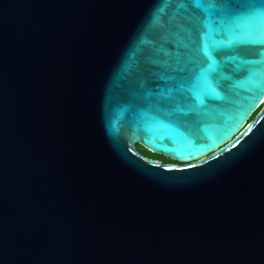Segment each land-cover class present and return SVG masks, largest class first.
I'll list each match as a JSON object with an SVG mask.
<instances>
[{
	"label": "water",
	"instance_id": "obj_1",
	"mask_svg": "<svg viewBox=\"0 0 264 264\" xmlns=\"http://www.w3.org/2000/svg\"><path fill=\"white\" fill-rule=\"evenodd\" d=\"M0 264H264V0H0Z\"/></svg>",
	"mask_w": 264,
	"mask_h": 264
},
{
	"label": "rangeland",
	"instance_id": "obj_2",
	"mask_svg": "<svg viewBox=\"0 0 264 264\" xmlns=\"http://www.w3.org/2000/svg\"><path fill=\"white\" fill-rule=\"evenodd\" d=\"M137 148H138V150L140 151V152H142L143 154H145V155H147V156H149V157H152V158H156V159H158L159 157L160 158H163V157H161V156H158V155H155V154H152V153H148V152H145L144 150L145 149H143L141 146H138L137 145ZM166 160H168L170 163H175L174 161H172V160H169V159H166Z\"/></svg>",
	"mask_w": 264,
	"mask_h": 264
},
{
	"label": "trees",
	"instance_id": "obj_3",
	"mask_svg": "<svg viewBox=\"0 0 264 264\" xmlns=\"http://www.w3.org/2000/svg\"><path fill=\"white\" fill-rule=\"evenodd\" d=\"M145 152H148L147 150H144ZM149 153V152H148ZM160 160V159H159ZM162 162H167V163H170L168 160H164Z\"/></svg>",
	"mask_w": 264,
	"mask_h": 264
},
{
	"label": "flooded vegetation",
	"instance_id": "obj_4",
	"mask_svg": "<svg viewBox=\"0 0 264 264\" xmlns=\"http://www.w3.org/2000/svg\"><path fill=\"white\" fill-rule=\"evenodd\" d=\"M158 159H160L161 161H164V160H166L167 158H164V157H163V158H160V157H159Z\"/></svg>",
	"mask_w": 264,
	"mask_h": 264
}]
</instances>
